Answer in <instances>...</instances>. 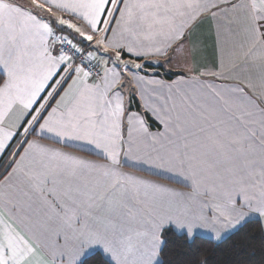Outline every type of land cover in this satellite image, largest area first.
I'll return each mask as SVG.
<instances>
[{"label": "snow or ice", "instance_id": "obj_1", "mask_svg": "<svg viewBox=\"0 0 264 264\" xmlns=\"http://www.w3.org/2000/svg\"><path fill=\"white\" fill-rule=\"evenodd\" d=\"M222 4L247 10L245 55L256 76L228 90L193 77L188 83L207 89V99L167 119L156 113L166 128L184 121L183 143L166 157L139 161L179 175L192 192L123 172V87L130 69L118 67L122 50L167 56L201 14L223 10ZM99 50L115 54L112 67L107 60L92 64ZM0 77V156L11 158L0 175V264H161L167 230L191 238L209 229L219 236L252 215L264 217V134L253 127L264 128V105L255 99L264 88V0H30L28 6L0 0ZM127 120L125 157L132 158L133 127L147 128L138 114ZM46 135L92 145L105 163L41 144ZM24 208L42 217L39 229ZM53 234L50 246L44 241Z\"/></svg>", "mask_w": 264, "mask_h": 264}, {"label": "crops", "instance_id": "obj_2", "mask_svg": "<svg viewBox=\"0 0 264 264\" xmlns=\"http://www.w3.org/2000/svg\"><path fill=\"white\" fill-rule=\"evenodd\" d=\"M16 2L24 6L30 4V0H16ZM232 2H237V0H232ZM239 2L247 4L248 0H239ZM221 8L223 10L211 9L201 14L186 33L185 39L174 44L169 49L167 56L137 57L126 50H122V63L118 64V67L122 68L123 63H128L130 69L125 74L124 83L126 86L123 87L125 118L122 122L121 133L125 143L120 154L121 170L123 172L132 173L178 192H192V188L188 186L190 182L185 181L179 175L145 165L139 161L148 156L156 157L160 155L166 157L178 144L183 143L182 137L188 134V126L184 121L181 120L179 122L182 127H177L176 122L170 121V126L166 128L156 113L167 119L169 115L174 116L176 112H186L193 104H199L204 99H207L202 94V92H207V89L201 90L199 87L188 83L193 77L203 84L215 85L216 89L228 90L237 85L243 87L250 77L256 76L257 69L251 65V61L245 55L249 48V43L243 30L247 23V10L243 8L233 10L228 4H222ZM213 12L216 14L213 15ZM115 26V22H113L112 27ZM107 36L111 39L113 33L110 31ZM77 39L79 45L86 43V41ZM117 39H120V37L118 36ZM127 41L128 35L125 33L122 42ZM141 42L144 45L149 44V41L143 40V38H141ZM257 48L259 54V46ZM96 56V62L99 61L101 65L104 60H107L108 67L113 66L112 61L115 59L113 52L105 53L103 50H99ZM133 61L142 64L144 66L143 69L139 71L135 69L132 66ZM133 73L142 76L144 78L143 81L137 83ZM168 73H180L181 75L176 76L173 80H166L164 75ZM201 73H204V75H201ZM212 73H215V75ZM149 81L162 82L165 86L161 87L160 83H150ZM177 82H182L180 91H177ZM169 85L173 86L171 92L167 87ZM257 89L255 99L259 104L264 105V88L258 87ZM189 97L192 99H189ZM231 110L239 114V109L236 106H233ZM129 114H138L147 128V133H143L133 127L132 158L125 157L129 140L130 125L127 120ZM145 114L155 120L160 125V128H151L146 121ZM253 127L258 134H264V128H261L259 123L253 125ZM30 139H37V137L32 136ZM39 142L89 161L105 163L98 150L92 145L81 141L56 143L54 137L46 135L40 138ZM14 144L15 141L13 142ZM4 155L0 156V162ZM202 198L208 199L207 197ZM23 212L25 215L33 216L35 228L39 229L41 227L42 217L33 215V211L28 208H24ZM252 219H260L264 227V217L257 215L248 217L244 223ZM239 227L223 230L219 236L209 229H200L191 238L204 237L219 242L235 232ZM179 233L183 234L182 232ZM55 241L56 237L53 234L47 236L44 242L54 246Z\"/></svg>", "mask_w": 264, "mask_h": 264}, {"label": "trees", "instance_id": "obj_3", "mask_svg": "<svg viewBox=\"0 0 264 264\" xmlns=\"http://www.w3.org/2000/svg\"><path fill=\"white\" fill-rule=\"evenodd\" d=\"M178 75L181 74L164 76L166 80H173ZM145 116L151 128H160L155 120ZM164 240L161 264H264V227L260 219L247 221L219 242L204 237L189 239L173 229L165 232Z\"/></svg>", "mask_w": 264, "mask_h": 264}, {"label": "built area", "instance_id": "obj_4", "mask_svg": "<svg viewBox=\"0 0 264 264\" xmlns=\"http://www.w3.org/2000/svg\"><path fill=\"white\" fill-rule=\"evenodd\" d=\"M102 27H103V25H102ZM100 35H104V33H100ZM82 48H84L86 51H88V50H91V49H89L88 48V43H86V44H83V45H80ZM92 64L93 65H95L96 64V62H95V60L94 61H92ZM95 70H98V69H94V71ZM15 147V145L13 146V148ZM10 157L8 156V154H6V156L2 159V161H1V163H0V174L2 173V172H4L7 168H8V164H9V162H10Z\"/></svg>", "mask_w": 264, "mask_h": 264}, {"label": "rangeland", "instance_id": "obj_5", "mask_svg": "<svg viewBox=\"0 0 264 264\" xmlns=\"http://www.w3.org/2000/svg\"><path fill=\"white\" fill-rule=\"evenodd\" d=\"M258 90V89H257ZM127 173H129V172H127ZM175 230V229H174ZM175 232H177V233H179L180 231H178V230H175ZM180 234V233H179ZM193 237V236H192ZM190 239H193V238H190ZM158 259H159V257H158ZM161 261V260H160Z\"/></svg>", "mask_w": 264, "mask_h": 264}]
</instances>
